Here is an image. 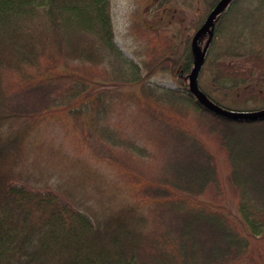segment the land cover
<instances>
[{"label": "trees", "instance_id": "1", "mask_svg": "<svg viewBox=\"0 0 264 264\" xmlns=\"http://www.w3.org/2000/svg\"><path fill=\"white\" fill-rule=\"evenodd\" d=\"M173 1L131 27L140 63L115 40L111 0H0V264H264V118L226 117L189 91L187 29L200 32L223 0L159 25ZM244 5L248 28L231 33ZM200 47L210 102L245 112L230 105L243 88L264 97V0H231ZM60 112L95 162L137 187L141 208L67 207L17 184L35 125Z\"/></svg>", "mask_w": 264, "mask_h": 264}, {"label": "rangeland", "instance_id": "2", "mask_svg": "<svg viewBox=\"0 0 264 264\" xmlns=\"http://www.w3.org/2000/svg\"><path fill=\"white\" fill-rule=\"evenodd\" d=\"M161 1L111 0L115 40L124 53L137 62L141 63L144 59L145 45L132 34L131 27L139 19L151 18L156 5ZM245 5L230 17L227 28L231 33L248 28L245 19L248 9ZM203 9L200 0H174L162 9L159 25L176 28L178 19H183L180 11L197 17ZM208 33L209 28L199 35L197 46L200 47L206 41ZM186 34L193 41L195 32L187 29ZM202 50L201 47H194L195 62ZM152 80L164 86L178 87L176 79L169 73H158ZM262 92L258 87L246 86L232 97L230 105L238 106L243 111L263 109ZM77 134L71 119L63 112L46 117L36 124L26 148L28 175L17 184L26 186L33 192H52L67 207L81 201L92 210L122 206L141 208L144 203L131 198L137 187L122 182L115 169L95 162ZM234 217L239 220L237 215Z\"/></svg>", "mask_w": 264, "mask_h": 264}, {"label": "water", "instance_id": "3", "mask_svg": "<svg viewBox=\"0 0 264 264\" xmlns=\"http://www.w3.org/2000/svg\"><path fill=\"white\" fill-rule=\"evenodd\" d=\"M231 0H223L219 5H217L216 8H214L210 15L208 16L204 27L202 28V30L200 32H198L195 35V38L193 39V45L195 48L200 49L199 46H197V42H198V37L200 34H202L206 29H208L209 27H211L213 25V23L215 22L218 14L220 13V11L226 7ZM205 53L206 50H202L198 60L195 62L192 70L190 71L189 75H188V88L189 91L195 96V98L202 103L203 105H205L207 108L221 114L224 115L226 117L232 118V119H236V120H258L261 118H264V108L260 109V110H256V111H245V112H235V111H230L227 109H224L220 106H217L216 104L210 102L202 93V91L200 90V87L198 85V76H199V72L205 57Z\"/></svg>", "mask_w": 264, "mask_h": 264}]
</instances>
